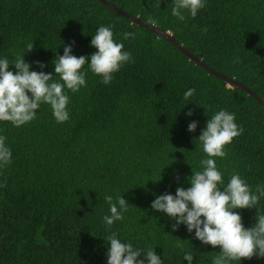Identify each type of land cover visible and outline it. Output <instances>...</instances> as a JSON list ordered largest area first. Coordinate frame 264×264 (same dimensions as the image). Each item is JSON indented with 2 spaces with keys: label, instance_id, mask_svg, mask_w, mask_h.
<instances>
[{
  "label": "trees",
  "instance_id": "16d2710c",
  "mask_svg": "<svg viewBox=\"0 0 264 264\" xmlns=\"http://www.w3.org/2000/svg\"><path fill=\"white\" fill-rule=\"evenodd\" d=\"M108 1L169 32L264 100V0H204L194 18L184 10V21L172 15L174 0H159V6L158 0ZM102 25L114 26V40L132 53L110 84L91 72L89 60L81 69L87 86L75 93L64 89L68 121L58 123L46 103L20 127L0 121V136L12 152L11 163L0 167V264H107L105 239L112 232L142 250L138 259L145 264L150 248L162 264H188L189 250L195 253L193 264H212L219 246L203 244L183 224L173 231L175 221L151 204L159 194L191 187L193 168L201 170L200 161L207 158L198 137L222 109L234 113L244 131L225 146L226 157L214 158L221 187L233 172L253 192L264 185V106L99 0H0V59L11 62L25 53L31 70L58 80L57 53L72 44L74 55L90 57L97 51L90 41ZM125 32L135 38L125 40ZM30 42L34 48L26 52ZM9 70L16 71L15 65ZM191 88L195 93L184 100ZM193 120L199 123L189 132ZM106 195L113 202L123 195L129 203L111 229L103 221L110 215ZM234 211L252 228L257 215H264V197L255 207ZM230 264H264V258Z\"/></svg>",
  "mask_w": 264,
  "mask_h": 264
},
{
  "label": "clouds",
  "instance_id": "9594fccd",
  "mask_svg": "<svg viewBox=\"0 0 264 264\" xmlns=\"http://www.w3.org/2000/svg\"><path fill=\"white\" fill-rule=\"evenodd\" d=\"M156 6H159V0ZM204 7V0H174L172 15L184 21V10L194 18L198 10ZM113 27L102 25L97 28L90 41L97 51L90 57L74 55L72 44L64 47L63 55L57 53L54 71L58 80L54 79L52 73L31 70V64L25 62V53L16 55L11 62L8 58L0 59V121H10L20 127L36 118V110L42 103L50 105L58 123L68 121L70 115L67 106L70 100L64 89L66 87L75 93L82 86H87V72L81 71L86 62L90 60L91 72L102 77L101 82L107 85L112 82L113 74L132 60V53L123 51L124 44L114 40ZM135 35L125 32L123 38L133 39ZM33 48L34 43H28L26 52ZM35 63L40 68L46 66L40 61ZM10 64L15 65L16 71L9 70ZM194 93V88L188 89L183 99L188 100ZM187 115L192 116L193 110H189ZM198 123L191 121L188 131L195 132ZM243 131L235 122L234 113L223 109L216 112L207 120L206 127L198 137L207 158L200 161L201 170L193 168V174L188 178L191 187H178L174 195L170 192L159 194L151 204L153 210L163 212L175 221L173 231L183 224L189 233L195 230V238L203 244L219 246L221 250L212 257V264H230L231 261L252 259L254 256L264 258V215H257L254 227L245 228L240 213L234 211L255 207L264 197V185H256L253 192L241 175L233 172L226 186L221 187L224 181L214 159L226 157L225 146ZM5 141L6 137L0 136V167L9 165L12 160L11 149ZM176 179L179 180V176ZM105 200L110 206V215H105L103 221L111 229L115 221L124 218L123 213L128 210L129 203L123 195H118L116 202H113L111 195H106ZM105 240L110 244L106 254L107 264H145L143 259H138L142 250L134 248L130 242H121L116 232ZM177 246L183 247L179 241ZM194 256L192 250L184 253L188 264H193ZM146 258L148 264H162L154 249L147 250Z\"/></svg>",
  "mask_w": 264,
  "mask_h": 264
},
{
  "label": "water",
  "instance_id": "95a60500",
  "mask_svg": "<svg viewBox=\"0 0 264 264\" xmlns=\"http://www.w3.org/2000/svg\"><path fill=\"white\" fill-rule=\"evenodd\" d=\"M99 1H101L102 3H104L107 6L111 7L112 9H114L118 13L122 14L123 16L127 17L128 19L132 20L133 22H136V23H138V24H140V25H142V26H144V27H146L148 29H151L156 34H158L160 36H163L164 38H167L172 43H174L178 48H180L190 58V60L196 62L197 64H199L201 66H203L210 73H212L215 76H218L219 78L227 81L228 83L235 84V85H238V86L242 87L251 96H253L258 102H260L264 106V100L255 91H253L250 87H248L247 85L237 81L235 78H231V77H229V76H227V75L215 70L214 68H212L211 66L206 64L201 58H199L198 56H196L195 54H193L192 52H190L189 50L184 48L183 45L178 43L169 32L161 31L155 25L149 24V23L141 20L138 16H134V15L124 11L123 9L117 7L115 4L111 3L108 0H99Z\"/></svg>",
  "mask_w": 264,
  "mask_h": 264
}]
</instances>
